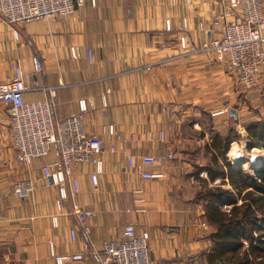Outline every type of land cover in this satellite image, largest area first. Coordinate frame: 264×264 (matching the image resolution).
Returning a JSON list of instances; mask_svg holds the SVG:
<instances>
[{
    "label": "crops",
    "instance_id": "1",
    "mask_svg": "<svg viewBox=\"0 0 264 264\" xmlns=\"http://www.w3.org/2000/svg\"><path fill=\"white\" fill-rule=\"evenodd\" d=\"M96 3L92 7L88 0L66 20L50 17L12 26L0 16V83L12 74L13 64L30 71L38 57L43 64L40 81L58 87L54 120L78 114L80 102L85 101L86 131L102 138L105 147H117L102 155L104 173L97 186L89 177L91 164L74 166L80 184L75 201L95 212L86 233L70 213L72 199L64 201L62 212L57 210L59 189L42 177L44 159L25 167L17 162L9 105L0 102V264H55L51 246L56 255L79 253L84 242L98 247L121 236L128 223L135 224L138 232L149 231L154 264H211L207 254L213 228L205 220L203 205L195 202L208 175L197 170L211 160L213 135L226 131L222 120L234 119L245 136L250 123L264 120V73L254 88H241L227 67L210 54L176 58L183 52L179 27L187 22L191 46L209 37L201 26L211 28L222 9L219 0ZM222 30V26L213 28L212 36ZM72 47L79 50L78 58L71 57ZM26 97L40 99L42 94ZM225 103L230 104L224 107L227 117L212 118L210 112ZM203 115L213 119L214 126L208 127ZM190 117L185 129L193 134L187 135L183 121ZM111 125L121 135L120 141L109 136ZM162 132L165 140H161ZM129 154H172L173 159L154 168L165 172L163 179L142 180L125 169ZM28 177L36 189L23 201L12 194L11 187ZM137 190L145 198V213L128 212L135 207ZM74 264L99 262L88 252Z\"/></svg>",
    "mask_w": 264,
    "mask_h": 264
},
{
    "label": "built area",
    "instance_id": "2",
    "mask_svg": "<svg viewBox=\"0 0 264 264\" xmlns=\"http://www.w3.org/2000/svg\"><path fill=\"white\" fill-rule=\"evenodd\" d=\"M89 1L92 7L96 6V0ZM219 1L222 9L212 19L211 28L201 26L210 36L197 45L191 46L186 35L187 22L184 21L179 27V45L183 52L176 58L200 53L210 54L216 62L227 67L229 74L240 87L254 88L264 73V0ZM87 2L88 0H0V16L12 26L50 17L66 20L85 7ZM187 2L190 3L191 0ZM218 26H222L223 30L214 37L213 28ZM166 29H172L170 20L166 21ZM88 53L91 59V50ZM70 54L72 58H78L79 50L72 47ZM11 69L12 74L0 83V102L9 105V123L17 162L25 167L36 159H44L41 175L59 189L57 210L62 212L64 201L72 199L70 213L75 216L84 231L90 233L89 221L95 212L75 201L80 184L74 177V166L91 164L93 170L89 172V177L91 183L97 186L100 176L104 173L102 155L115 152L117 147L115 144L105 147L102 138L86 131L85 114L88 106L85 101L80 102L78 114L54 120L53 105L58 87L42 84L39 75L43 64L38 57H34L30 71H24L18 63L13 64ZM33 93L42 94V98L27 99L26 96ZM227 113V108H219L211 111L210 115L212 118H219ZM108 134L117 141L121 140V135L116 133L113 125L108 127ZM161 140H165L163 132ZM244 147L247 148L246 143ZM172 159V154H129L125 169L136 172L142 180H161L165 177V172L154 168H160ZM262 163L264 164V161ZM68 183L71 185L69 191ZM35 189L34 180L28 177L16 181L11 187V192L16 198L27 201ZM140 193L142 192L136 191L135 207L128 212H147L145 198ZM53 224L57 226L56 217L53 218ZM204 225L208 226L206 223ZM72 239H76L75 230L72 231ZM149 240L148 230L138 232L135 224L128 223L124 226L121 236L104 241L98 247L84 242L82 252L56 255L51 246V254L55 264L83 261L88 252L97 258L99 264H154L150 255Z\"/></svg>",
    "mask_w": 264,
    "mask_h": 264
},
{
    "label": "trees",
    "instance_id": "3",
    "mask_svg": "<svg viewBox=\"0 0 264 264\" xmlns=\"http://www.w3.org/2000/svg\"><path fill=\"white\" fill-rule=\"evenodd\" d=\"M236 131L213 135L211 160L197 170L199 175L206 171L208 179L202 180L195 202L203 205L213 228L211 264H264V168L249 174L228 161V150L241 135ZM246 132L247 149L264 150V120L250 123Z\"/></svg>",
    "mask_w": 264,
    "mask_h": 264
},
{
    "label": "rangeland",
    "instance_id": "4",
    "mask_svg": "<svg viewBox=\"0 0 264 264\" xmlns=\"http://www.w3.org/2000/svg\"><path fill=\"white\" fill-rule=\"evenodd\" d=\"M228 75L230 77H232L229 74V72H228ZM234 81H235L236 86H237L238 84H237V82H236L235 79H234ZM241 88H243V87H241ZM224 107H230V104L225 103V104H223V108ZM226 117H227V114L224 115V116H222V118H226ZM186 119H185V121H183V122H185L184 123L185 125L183 124V127H184V131L183 132L185 134H187V135H191L193 133L190 132V130H186L185 128H187L186 125H188L191 122V119H193V118L190 117V118H188V120H186ZM202 121L206 125L208 124V127H210L211 124L213 123V119L209 121L208 120V117L207 116H204V115L202 116ZM233 121H235V120L233 119ZM233 121L230 122V118H229L228 121L227 120H222V124H224V123L227 124V125H225L226 126V128H225L226 130L228 128H233V129L237 130L236 132L239 133V129L240 128L237 127ZM213 126H214V123H213ZM240 131H244V130L241 129ZM240 134L241 135L238 137V140L234 141L231 144L230 149L228 150V153H227L228 161H230L232 163V165L234 166V168H236V169H243L246 172H248L249 174H252V172H254L255 170L264 168V164L262 163L264 161V150H262L260 148H253L252 150H248L246 147L243 148L244 144L247 142V136H245V133H243V135H242V132ZM194 137H198V136H195L194 135ZM235 144H236V147H237V149H236V154L237 155L236 154H233L232 151H231L233 149V146ZM237 151H238V153H237ZM214 264H225V263H222V260L221 261L219 260V261H216V263H214Z\"/></svg>",
    "mask_w": 264,
    "mask_h": 264
},
{
    "label": "bare ground",
    "instance_id": "5",
    "mask_svg": "<svg viewBox=\"0 0 264 264\" xmlns=\"http://www.w3.org/2000/svg\"><path fill=\"white\" fill-rule=\"evenodd\" d=\"M233 146V145H232ZM236 149H237V147H236V144L233 146V149L231 150L232 151V153L233 154H236ZM237 153H238V151H237ZM237 155V154H236ZM241 155V154H240ZM242 156V155H241ZM243 157V156H242Z\"/></svg>",
    "mask_w": 264,
    "mask_h": 264
}]
</instances>
